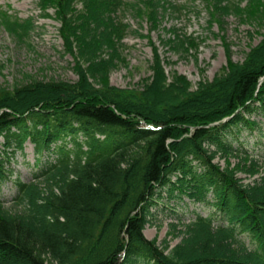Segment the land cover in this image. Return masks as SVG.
<instances>
[{"label":"trees","instance_id":"16d2710c","mask_svg":"<svg viewBox=\"0 0 264 264\" xmlns=\"http://www.w3.org/2000/svg\"><path fill=\"white\" fill-rule=\"evenodd\" d=\"M248 1L264 9V0ZM39 5L55 10L80 82L0 92V264H264V154L236 138L258 128L252 117L264 116V40L243 64L196 92L185 80L170 82L158 57L152 82L126 92L109 84L126 38L125 24L113 17L121 0ZM140 6L152 23L187 9L168 0ZM3 17L22 37L29 32L26 23ZM28 145L30 180L13 181L12 165ZM230 159L241 163L233 168ZM240 173L259 178L246 183ZM185 199L216 213L185 223L172 211L174 227L185 231L168 252L144 229L159 202ZM8 202L22 213H7Z\"/></svg>","mask_w":264,"mask_h":264},{"label":"rangeland","instance_id":"374dc122","mask_svg":"<svg viewBox=\"0 0 264 264\" xmlns=\"http://www.w3.org/2000/svg\"><path fill=\"white\" fill-rule=\"evenodd\" d=\"M212 1L168 0L174 7L187 9L174 14L168 11L158 22L152 23L144 13L139 15V9H147L140 6L142 0H121L124 6L113 17L125 24L127 30L119 58L109 74L111 87L141 92L152 82L156 57L160 58L169 81L185 80L191 93L226 77L231 64H243L264 40V9L252 7L248 0H231L229 4ZM77 7L80 10L82 5ZM167 7L169 9V5ZM5 14L11 22L26 23L29 32L22 37L3 17ZM61 27L55 10L43 9L39 0H0V92L14 91L33 83L76 85L80 82L73 58L65 52ZM176 35L179 36L177 40ZM251 119L259 123L258 128L254 131L243 129L236 138L245 143L250 152L261 156L264 154V116ZM26 153V157L18 154L17 163L12 165L16 175L13 181L30 179L35 160L30 145ZM216 163L222 168L226 164L221 158ZM228 163L234 168L241 162L230 159ZM256 176L239 174L246 183L257 180ZM12 187L13 184L7 185L4 194H12ZM159 203L161 205L152 209L156 216L150 217L144 236L158 247L167 248L168 252L182 242L184 236L180 230L185 231L183 227H174L178 220L172 211L185 223L195 219L197 214L208 217L216 213L211 207L194 205L188 199L179 205H175L174 200ZM6 209L11 215L22 213L10 203ZM218 224L223 223L219 220Z\"/></svg>","mask_w":264,"mask_h":264}]
</instances>
